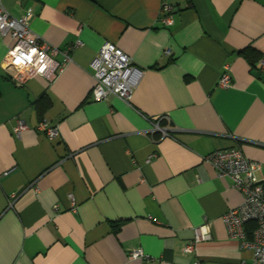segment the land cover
<instances>
[{
    "label": "crops",
    "instance_id": "obj_1",
    "mask_svg": "<svg viewBox=\"0 0 264 264\" xmlns=\"http://www.w3.org/2000/svg\"><path fill=\"white\" fill-rule=\"evenodd\" d=\"M162 1L0 0L14 18L31 9L53 59L68 56L53 82L18 86L3 69L14 40L0 35V264H251L223 221L243 194L203 158L234 147L264 182V0H167L170 27ZM106 42L143 71L129 101L89 97ZM225 71L229 89L217 86ZM42 118L57 137L35 129ZM199 227L211 239L185 253Z\"/></svg>",
    "mask_w": 264,
    "mask_h": 264
},
{
    "label": "built area",
    "instance_id": "obj_2",
    "mask_svg": "<svg viewBox=\"0 0 264 264\" xmlns=\"http://www.w3.org/2000/svg\"><path fill=\"white\" fill-rule=\"evenodd\" d=\"M175 12L176 6L173 3L167 0L162 1L159 21L163 27H170L173 24ZM32 17V10L27 9L21 17L14 18L0 4V35L9 36L14 40V44L4 59L3 69L8 73L10 80L18 86L37 77L51 83L68 62L67 51L62 52V62L53 59V56L59 52L32 32L30 29ZM79 44L76 42L68 51ZM164 53L169 55L170 50L167 49ZM260 65L264 68V60H261ZM91 69L94 84L89 97L94 102L107 100L111 96L122 101H129L143 75V71L134 66L130 57L109 42L101 46L91 62ZM217 86L221 89L231 88L232 78L226 71L221 74ZM164 119L166 118L159 117L155 121L153 131L166 136L167 130L161 128L158 122ZM26 128L25 121L18 119L14 133L19 135ZM35 129L49 139L59 134L57 127L51 125L46 118H42ZM203 160L213 168L218 177L230 178L234 188L243 194L242 204L238 208L229 210L223 216V221L229 238L239 242L240 250L251 253V264H264V182L257 177L260 165L246 159L234 147L214 151L205 156ZM8 173L5 172L4 176ZM68 199L71 211L75 212L76 205L73 196L70 194ZM249 224L255 226L248 237L245 228ZM194 233L193 243L187 244L183 249L185 253L192 252L196 243L211 239V234L205 227L196 228ZM129 257L147 259L139 250L131 252Z\"/></svg>",
    "mask_w": 264,
    "mask_h": 264
},
{
    "label": "trees",
    "instance_id": "obj_3",
    "mask_svg": "<svg viewBox=\"0 0 264 264\" xmlns=\"http://www.w3.org/2000/svg\"><path fill=\"white\" fill-rule=\"evenodd\" d=\"M240 54L250 64L251 67H255L256 63L260 59L259 52L253 48L243 49V50H241ZM254 226H255L254 224L250 225V228L248 229L249 236L251 235V232H252Z\"/></svg>",
    "mask_w": 264,
    "mask_h": 264
}]
</instances>
